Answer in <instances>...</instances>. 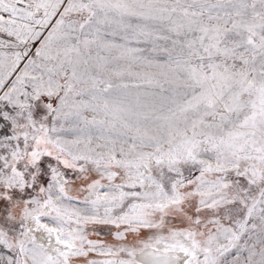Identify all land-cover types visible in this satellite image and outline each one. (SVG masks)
Here are the masks:
<instances>
[{
    "label": "snow or ice",
    "instance_id": "1",
    "mask_svg": "<svg viewBox=\"0 0 264 264\" xmlns=\"http://www.w3.org/2000/svg\"><path fill=\"white\" fill-rule=\"evenodd\" d=\"M0 264H264V0H0Z\"/></svg>",
    "mask_w": 264,
    "mask_h": 264
}]
</instances>
